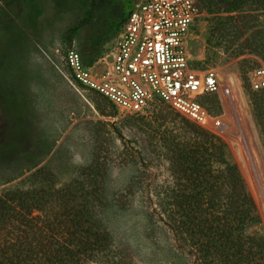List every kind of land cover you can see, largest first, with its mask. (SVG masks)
I'll return each mask as SVG.
<instances>
[{"label": "rangeland", "instance_id": "rangeland-1", "mask_svg": "<svg viewBox=\"0 0 264 264\" xmlns=\"http://www.w3.org/2000/svg\"><path fill=\"white\" fill-rule=\"evenodd\" d=\"M33 1L27 5L25 29L0 35V195L30 186L28 178L43 169L57 187L81 183L99 161L104 169L101 214L115 248L135 264H189L152 216L154 193L173 182L161 137L174 129L177 113L165 106L146 115L100 112L102 98L76 85L64 62L68 49L79 51L80 40L69 46L65 37L83 17V3L44 0L37 12ZM197 1L204 16L189 36L187 51L195 66L215 69L233 90L232 99L215 95L204 102L223 116L227 157L239 167L261 218L250 233L264 236V122H256L248 83L249 73L264 65V55L255 53L264 39V0L240 13L220 14L218 21L238 16L248 21L244 31L228 36L231 28L216 27L206 0ZM111 62H98L94 75H105ZM32 152L36 168L23 164ZM77 154L82 163L73 162Z\"/></svg>", "mask_w": 264, "mask_h": 264}, {"label": "trees", "instance_id": "trees-1", "mask_svg": "<svg viewBox=\"0 0 264 264\" xmlns=\"http://www.w3.org/2000/svg\"><path fill=\"white\" fill-rule=\"evenodd\" d=\"M73 1L83 3V17L68 29L65 41L71 46L79 39L77 51L92 67L107 55L137 0ZM254 1L206 0L204 7L218 21L220 14L240 13ZM34 2L37 12L44 7V0ZM28 4L29 0H0V35L25 29ZM247 23L242 16L228 17L216 27L231 28L228 36L229 31H244ZM255 53L264 55V39ZM69 75L73 81L70 71ZM260 93L253 91L250 99L256 122L263 124ZM163 106L169 107L157 102L151 112ZM108 108L118 115L102 98L98 109L104 113ZM175 117L174 129L161 137L173 182L154 193L152 216L189 264H264V236L250 233L261 223L260 214L239 167L227 157V145L180 114ZM36 156L29 153L23 164L36 168ZM103 171L95 161L83 182L57 187L43 169L28 178L30 186L1 194L0 264H135L115 248L102 218Z\"/></svg>", "mask_w": 264, "mask_h": 264}, {"label": "built area", "instance_id": "built-area-1", "mask_svg": "<svg viewBox=\"0 0 264 264\" xmlns=\"http://www.w3.org/2000/svg\"><path fill=\"white\" fill-rule=\"evenodd\" d=\"M204 16L197 0H137L103 60L112 58L105 75H94L81 54L64 56L73 81L110 102L119 116L146 115L157 102L219 138L225 132L222 115L205 100L215 95L233 98L215 69L194 65L187 41ZM253 91H264V65L249 75Z\"/></svg>", "mask_w": 264, "mask_h": 264}, {"label": "clouds", "instance_id": "clouds-1", "mask_svg": "<svg viewBox=\"0 0 264 264\" xmlns=\"http://www.w3.org/2000/svg\"><path fill=\"white\" fill-rule=\"evenodd\" d=\"M73 162L74 163H82V160H81V157L79 154L74 156ZM115 175H118V170H113V176H115Z\"/></svg>", "mask_w": 264, "mask_h": 264}]
</instances>
